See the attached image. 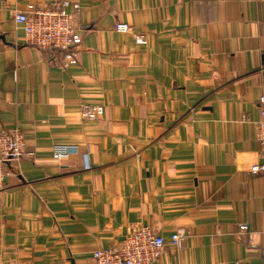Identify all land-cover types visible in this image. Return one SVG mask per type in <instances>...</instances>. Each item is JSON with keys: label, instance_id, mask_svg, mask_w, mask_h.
Listing matches in <instances>:
<instances>
[{"label": "crops", "instance_id": "0c3cea01", "mask_svg": "<svg viewBox=\"0 0 264 264\" xmlns=\"http://www.w3.org/2000/svg\"><path fill=\"white\" fill-rule=\"evenodd\" d=\"M60 1L79 5L65 69L14 21ZM261 99L264 0H0V130L33 153L0 190V264H94L134 226L183 232L155 264H264ZM57 144L76 152L54 161Z\"/></svg>", "mask_w": 264, "mask_h": 264}, {"label": "built area", "instance_id": "2783aa9c", "mask_svg": "<svg viewBox=\"0 0 264 264\" xmlns=\"http://www.w3.org/2000/svg\"><path fill=\"white\" fill-rule=\"evenodd\" d=\"M71 6L76 13L79 10L77 3L60 1L51 4L47 8H35L28 5L26 11L14 14V21L24 31L26 43L40 51L58 49L64 52L61 59L63 69L77 63L78 46L81 37L73 26V15L66 11ZM113 30L120 33H128L126 24L115 22ZM136 43L146 42L143 35L134 36ZM259 116L257 121L255 138L264 156V100H260ZM78 114L83 120L94 121L99 119L104 108L99 103H81ZM244 116L241 120H244ZM76 152L75 145L57 144L54 145L50 158L60 161ZM22 157H33L24 143L23 135L17 127L0 130V190L3 189L4 181L9 170L7 162L17 161ZM253 172L264 173V165H254ZM239 230L244 233L246 225H240ZM184 239L181 230L174 232L169 240H164L148 226L131 227L128 229L124 239L118 243H112L107 248H97L93 251L94 264H155L161 256L164 247L172 246L179 248Z\"/></svg>", "mask_w": 264, "mask_h": 264}, {"label": "water", "instance_id": "95a60500", "mask_svg": "<svg viewBox=\"0 0 264 264\" xmlns=\"http://www.w3.org/2000/svg\"><path fill=\"white\" fill-rule=\"evenodd\" d=\"M6 166H7L8 169L14 170V168L11 166V163L10 162H7L6 163Z\"/></svg>", "mask_w": 264, "mask_h": 264}, {"label": "rangeland", "instance_id": "374dc122", "mask_svg": "<svg viewBox=\"0 0 264 264\" xmlns=\"http://www.w3.org/2000/svg\"><path fill=\"white\" fill-rule=\"evenodd\" d=\"M135 39V38H134ZM101 105V104H100ZM102 107H103V105H102ZM104 108V107H103Z\"/></svg>", "mask_w": 264, "mask_h": 264}]
</instances>
